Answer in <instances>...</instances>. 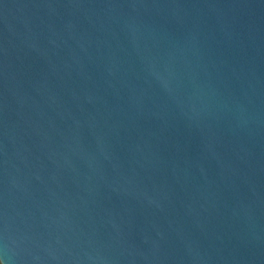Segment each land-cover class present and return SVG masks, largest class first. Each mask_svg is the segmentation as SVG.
Masks as SVG:
<instances>
[{"label":"water","instance_id":"1","mask_svg":"<svg viewBox=\"0 0 264 264\" xmlns=\"http://www.w3.org/2000/svg\"><path fill=\"white\" fill-rule=\"evenodd\" d=\"M0 264H264V0H0Z\"/></svg>","mask_w":264,"mask_h":264}]
</instances>
